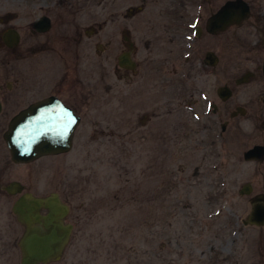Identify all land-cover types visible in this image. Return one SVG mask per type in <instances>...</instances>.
<instances>
[{"label":"rangeland","instance_id":"obj_1","mask_svg":"<svg viewBox=\"0 0 264 264\" xmlns=\"http://www.w3.org/2000/svg\"><path fill=\"white\" fill-rule=\"evenodd\" d=\"M33 1L26 0L29 9ZM252 1L256 8L261 0ZM167 2L56 0L62 18L88 32V61H96L92 45L100 44V71L90 69L87 83L94 108L81 113L68 151L25 163L10 160L1 136L18 107L0 112V264H20L22 225L10 211L17 193L2 189L12 179L33 195L55 191L68 205V240L58 259L41 264H264V224L241 223L249 195L237 191L243 182L251 193L264 190V158L241 156L264 143L263 88L256 95L255 80L235 81L247 67L234 57L244 44L234 38L246 24L216 33L214 43L203 36L190 54L176 55L161 13ZM19 4L0 0V9L17 12ZM123 34L135 45L134 70L115 67ZM205 48L219 55L213 77L199 64ZM8 75L0 70L2 86ZM177 82L186 92L175 95ZM223 83L231 89L223 104H240L244 114L210 110V100L222 104L213 89Z\"/></svg>","mask_w":264,"mask_h":264},{"label":"flooded vegetation","instance_id":"obj_2","mask_svg":"<svg viewBox=\"0 0 264 264\" xmlns=\"http://www.w3.org/2000/svg\"><path fill=\"white\" fill-rule=\"evenodd\" d=\"M225 1L221 0L217 4L216 0H170L163 5L161 13L166 21V29L172 31L170 39L175 40L177 44L175 54L179 55V52L184 51L185 48L190 54L195 50V47L192 48L194 40L204 36L212 39L210 42L214 43L213 35L216 33L245 23V33L234 38H242L244 43L243 48L235 49L234 57L241 55L240 58L247 67L235 78V81L255 80L256 88L259 86L263 88L255 89L256 95L260 90L264 100V0L259 1L256 8L252 0H242L247 10L239 21L229 23L222 29H209L211 15ZM19 2L17 12L0 9V70L10 73L7 77L11 78L6 79L5 86L0 84V112L12 111L14 107H18L13 111L16 112L34 101L52 96L78 117L71 133V147L82 122L81 113L89 112L94 108L90 105L92 96L87 83L90 81L88 76L90 69L92 72L96 67L97 71H100V44L92 45L93 51L96 52V61H88V32L82 33L79 27H72L71 19L67 16L62 18L61 13H66L56 10V0H34L31 5L35 9H29L26 0ZM139 8L134 6V10ZM121 41L123 47L115 54V67L134 70L137 66L133 55L134 42L126 34L122 35ZM231 41L233 42L232 39ZM171 51H174L173 47ZM125 52L128 53L131 66L120 63L119 56ZM183 57L189 61L188 54ZM218 60L219 55L213 49L205 48L199 64L213 77L214 65ZM180 75L185 77L183 74ZM173 86L175 95L183 94L187 90L181 82ZM221 86L227 89V94L223 95V91L219 93L218 89ZM15 87L17 90L14 92L12 88ZM213 91L222 104L218 106L214 100H210L209 108L212 112L219 115L225 112L229 117L245 113V108L240 104L231 106L223 104L231 95V89L227 84L215 85ZM8 96H16L15 102L19 101L18 105L13 100L10 102L6 99ZM226 121L227 119L224 118L219 122L220 130H224ZM260 125L264 128V120ZM57 154L60 153L54 155Z\"/></svg>","mask_w":264,"mask_h":264},{"label":"water","instance_id":"obj_3","mask_svg":"<svg viewBox=\"0 0 264 264\" xmlns=\"http://www.w3.org/2000/svg\"><path fill=\"white\" fill-rule=\"evenodd\" d=\"M247 7L242 0H226L209 19V29H222L229 23L239 21ZM120 63L131 66L128 53H122ZM264 69V64H263ZM223 95L228 91L219 87ZM68 107L52 96L34 101L13 113L2 131V138L12 162H28L39 156L66 152L70 148L72 129L77 122ZM243 159L261 161L264 144L255 143L242 151ZM24 185L12 179L3 184L8 194L17 193L10 211L22 231L17 245L20 264H40L58 259L71 232L72 224L63 218L68 212L66 203L55 191L38 196L23 190ZM249 182L238 188L239 194H250ZM249 208L241 222L260 226L264 224V191L248 197Z\"/></svg>","mask_w":264,"mask_h":264}]
</instances>
